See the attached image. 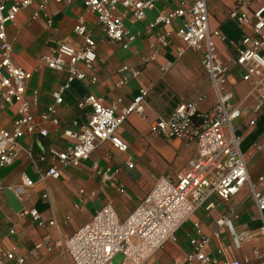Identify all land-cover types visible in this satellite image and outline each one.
<instances>
[{
	"label": "crops",
	"instance_id": "1",
	"mask_svg": "<svg viewBox=\"0 0 264 264\" xmlns=\"http://www.w3.org/2000/svg\"><path fill=\"white\" fill-rule=\"evenodd\" d=\"M8 1L13 3L18 0ZM40 2L35 0L30 7L21 10L15 22L6 29L14 65L32 75L27 95L30 96L32 91L37 92L35 114L45 112L46 107L53 103V93L66 79L65 73L44 66L41 58L60 42L80 47L82 39L73 32L79 22L83 23L96 43L98 82L95 86L74 82L63 93V104L58 108L59 124L46 125L49 134L45 138L37 134L25 136L20 141L17 159L11 166L0 168V185L4 188L0 192V248L4 251L15 250L16 255L25 257V264H72L63 248L56 247L57 242L73 235L108 203L114 207L117 219L124 221L157 179L169 175L176 181L195 159V145H185L181 140H164L153 133L155 120L169 116L179 101L194 102L199 97L204 98L199 109L206 111L215 104V95L200 68V53L187 51L178 56L182 43L176 37V32L185 19L176 20L170 25L154 26L149 32L146 30L155 24L158 16L167 15L175 9V2H156L142 21L125 15V28L136 37L128 49H122L106 38L103 27L93 14L85 10L81 0L49 3L39 18L33 19L32 14ZM234 3L235 0H207L210 31L218 30L225 37L224 43L215 38L213 41L222 62L228 67V87L234 89L238 97H242L249 87L241 82L242 71L233 64V53L227 45L228 41H239L244 33L227 18ZM260 5H264V0L253 1L241 10L251 13ZM48 20L51 21L50 25ZM223 31H226V36ZM159 36L165 38V45L158 44ZM227 36L237 39L228 40ZM122 66L140 70L141 75L133 78L128 73V83L118 86L120 76L117 70ZM141 88L150 90L143 116L130 114L115 132L128 147L125 153L114 150L106 142L75 167L60 169L58 162L49 158L50 148L63 151L68 145L63 131L74 129V122L77 126L87 122L90 109L79 110L76 106L87 92L102 99L105 106H113L116 115H120L130 106ZM209 94H212L210 102L207 101ZM13 110L12 107L0 110V129H11ZM262 113L264 110L257 115L246 110L243 117L233 123L237 136L241 138V151L251 157L248 163L250 181L260 191H264V181H258L264 177V132L254 136L256 125L251 127L249 121L256 120ZM41 157H45L43 162L38 160ZM49 168L60 170L59 179L47 178L45 182H40V174ZM106 169L117 172L111 181L103 177ZM22 178L31 180L34 186L27 189L26 196L16 198L11 189L20 185ZM45 191L48 200L42 197ZM213 201L215 207L212 210L197 211L177 231L175 241L166 243L148 264H190L186 262V255L191 250L190 238L196 237L194 223H198L202 235L210 239L203 252L216 258L220 264L225 260L229 263L259 264L260 260L253 257V251L257 249L264 253V231L261 230L264 223L259 218L248 186L245 185L228 203L215 198ZM25 208H35L46 226L38 227L28 217L21 218L19 214ZM230 210L239 216L238 232L252 234L240 249L235 248L226 229L221 231L220 240L213 239V233L217 231L216 221ZM50 220L55 221L52 227L47 225ZM10 228L14 230V235L9 234ZM41 243L45 246L35 252V246ZM220 246L223 255L218 254ZM46 247H51V252L48 253Z\"/></svg>",
	"mask_w": 264,
	"mask_h": 264
},
{
	"label": "built area",
	"instance_id": "2",
	"mask_svg": "<svg viewBox=\"0 0 264 264\" xmlns=\"http://www.w3.org/2000/svg\"><path fill=\"white\" fill-rule=\"evenodd\" d=\"M34 1L18 0L9 3L8 0H0V110L5 107L14 109L11 129H0V168L11 166L17 159L21 149L20 141L25 136L37 134L45 138L49 134L46 125L59 124L58 108L63 104V93L74 82L90 86H95L98 82L96 43L83 23L79 22L73 32L82 39L80 47L60 42L41 58L44 66L65 73L66 79L53 93V103L46 107L45 112L35 114L37 92L32 91L30 96L27 95L32 75L14 65L6 32L19 12L30 7ZM253 1L257 0H235L227 15L244 32L239 41H226L233 53V64L242 71L241 82L249 87L242 97H238L234 89L228 87V67L222 62L213 41L215 38L224 43L225 37L218 30L210 31L207 0H81L85 10L93 14L103 27L106 38L122 49H128L136 38L125 28V15L129 14L135 20L142 21L156 2H175V9L167 15L158 16L155 24L148 26L146 30L149 32L154 26L170 25L176 20L185 19L176 32V37L182 43L178 56L187 51L200 53V68L209 80L215 104L210 109L201 111L199 104L204 100L203 97L194 102L179 101L169 116L155 120L153 133L164 140H181L185 145H195V159L176 181L169 175L157 179L124 221L117 219L114 207L108 203L73 235L65 241L57 242L56 247L63 248L72 264H112V260L118 255L122 257L120 264H148L166 243L175 241L177 231L197 211L212 210L215 207L214 198L228 203L245 185L248 186L259 218L264 223V191L258 190L250 181L248 163L251 157L241 151V138L237 136L233 125L234 121L243 117L246 110L255 115L264 110V5L251 13L241 10ZM62 2L63 0H41L32 18H39L49 3ZM47 23L50 25L51 21L48 20ZM157 42L165 45V38L159 36ZM128 73L133 78L141 75L140 70L122 66L117 70L120 76L118 86L128 83ZM149 92L148 88H141L130 106L120 115H116L113 106H105L102 99L87 92L76 103L79 110L90 109L87 122L82 126H77L74 122V129L63 131L62 135L68 145L63 151L50 148L49 158L56 160L60 169L75 167L106 142L114 150L125 153L128 147L115 132L130 114L143 116ZM249 125L254 127L255 119H251ZM38 160L43 162L45 157ZM127 165L132 167L131 164ZM116 173L106 169L103 177L111 181ZM59 176L60 170L49 168L44 174H40L39 181L45 182L47 178L57 180ZM258 181H264V177H260ZM33 186L31 180L22 178L20 185L9 189L16 198H22L26 196L27 189ZM2 190L4 188L0 185V192ZM42 197L48 200L46 191ZM19 216L28 217L38 227L46 226L35 208H25ZM238 220L239 216L233 210L220 217L215 223L217 231L213 233V239L220 240L221 231L226 229L235 248L240 249L252 234L239 233ZM47 225L52 227L55 221L50 220ZM193 228L196 237L189 240L191 250L186 255V262L220 264L216 258L203 252L210 239L202 235L200 225L194 223ZM261 230L264 231V227ZM9 234H15L12 228L9 229ZM44 246L43 243L38 244L34 251L39 252ZM51 250V247H46L48 253ZM218 254H224L222 246L219 247ZM253 257L260 260L259 264H264V253L255 249ZM0 264H25V257L16 255L15 250L4 251L0 248ZM221 264L240 263L225 260Z\"/></svg>",
	"mask_w": 264,
	"mask_h": 264
},
{
	"label": "trees",
	"instance_id": "3",
	"mask_svg": "<svg viewBox=\"0 0 264 264\" xmlns=\"http://www.w3.org/2000/svg\"><path fill=\"white\" fill-rule=\"evenodd\" d=\"M224 33V35L226 36L227 34H226V31H223ZM228 38V40H233V39H237V38H234L233 37V39H229V36H227ZM255 125H256V132H255V134H254V136L255 135H259V134H261L262 132H264V113H262L261 115H259L257 118H256V120H255Z\"/></svg>",
	"mask_w": 264,
	"mask_h": 264
},
{
	"label": "rangeland",
	"instance_id": "4",
	"mask_svg": "<svg viewBox=\"0 0 264 264\" xmlns=\"http://www.w3.org/2000/svg\"><path fill=\"white\" fill-rule=\"evenodd\" d=\"M212 94L208 95L207 101L211 100ZM207 101L204 103V106L207 104ZM122 261V257L120 255L116 256L113 260H112V264H119Z\"/></svg>",
	"mask_w": 264,
	"mask_h": 264
}]
</instances>
